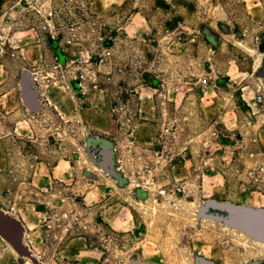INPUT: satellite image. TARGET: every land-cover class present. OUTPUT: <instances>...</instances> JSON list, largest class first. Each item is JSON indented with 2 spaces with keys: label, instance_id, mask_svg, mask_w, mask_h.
I'll return each instance as SVG.
<instances>
[{
  "label": "rangeland",
  "instance_id": "rangeland-1",
  "mask_svg": "<svg viewBox=\"0 0 264 264\" xmlns=\"http://www.w3.org/2000/svg\"><path fill=\"white\" fill-rule=\"evenodd\" d=\"M260 94L264 0H0V264H264Z\"/></svg>",
  "mask_w": 264,
  "mask_h": 264
},
{
  "label": "water",
  "instance_id": "water-1",
  "mask_svg": "<svg viewBox=\"0 0 264 264\" xmlns=\"http://www.w3.org/2000/svg\"><path fill=\"white\" fill-rule=\"evenodd\" d=\"M229 213L227 222L251 236L264 241V211H254L226 205H214Z\"/></svg>",
  "mask_w": 264,
  "mask_h": 264
},
{
  "label": "built area",
  "instance_id": "built-area-1",
  "mask_svg": "<svg viewBox=\"0 0 264 264\" xmlns=\"http://www.w3.org/2000/svg\"><path fill=\"white\" fill-rule=\"evenodd\" d=\"M203 83H204V85H207V80L204 79ZM256 100H257V102H261L263 100V95L262 94L258 95Z\"/></svg>",
  "mask_w": 264,
  "mask_h": 264
},
{
  "label": "bare ground",
  "instance_id": "bare-ground-1",
  "mask_svg": "<svg viewBox=\"0 0 264 264\" xmlns=\"http://www.w3.org/2000/svg\"><path fill=\"white\" fill-rule=\"evenodd\" d=\"M245 234V233H244ZM249 236V235H248ZM264 244V243H263Z\"/></svg>",
  "mask_w": 264,
  "mask_h": 264
},
{
  "label": "crops",
  "instance_id": "crops-1",
  "mask_svg": "<svg viewBox=\"0 0 264 264\" xmlns=\"http://www.w3.org/2000/svg\"><path fill=\"white\" fill-rule=\"evenodd\" d=\"M135 20V19H134ZM263 95V94H262ZM264 96V95H263Z\"/></svg>",
  "mask_w": 264,
  "mask_h": 264
}]
</instances>
